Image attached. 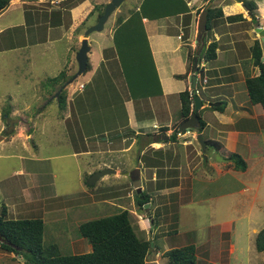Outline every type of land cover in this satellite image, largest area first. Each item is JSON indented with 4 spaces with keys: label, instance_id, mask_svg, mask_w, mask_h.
Returning a JSON list of instances; mask_svg holds the SVG:
<instances>
[{
    "label": "rangeland",
    "instance_id": "rangeland-1",
    "mask_svg": "<svg viewBox=\"0 0 264 264\" xmlns=\"http://www.w3.org/2000/svg\"><path fill=\"white\" fill-rule=\"evenodd\" d=\"M40 2L41 4H37L36 8L16 5L8 7L7 4L4 10L8 8L0 16V135L7 136L0 147V209L2 205L8 208L9 219H41L44 222L43 243L56 244L66 254L86 253L89 247L83 238L78 237L77 227L81 223L127 211L137 236L150 240L152 245H155L151 247L145 264H168V259L163 253L157 252L168 247H165L164 243L174 249L189 244L196 248L206 238L209 243L206 247L213 251V255L199 248L195 257L199 256L203 261L198 262L199 259H196V264H203L202 262L206 260L212 264H264V253H257L254 248L255 235L247 236L249 227L246 220L234 218L238 213L247 212L249 203L239 204L234 198L226 197L213 200L216 195L215 188L204 185L202 180L194 185L195 203L182 207L173 203L164 208H155L156 202L162 201L158 196L153 197L149 204H144L142 209L136 205L138 196L132 188L128 175L137 169L138 153L135 149L128 153L120 152L119 150L124 146L122 138L119 137L121 133L114 131L121 123H125L122 100L127 96V84L131 87L132 82L131 79L122 77L120 73L123 64L120 56L117 61L111 62V65L114 64L113 73H117L121 80L124 78L119 82L115 77L119 86L108 85L111 76L107 71L105 72L104 64L109 65V62L99 63L101 49L108 42L105 34L110 21L102 32L90 35L92 42L87 59L91 72L96 71L92 75L81 74L72 80L77 72L75 57L81 42L78 47L77 43H74L70 52L67 44L70 43V47L71 42L67 39L52 42L53 44L44 42L45 45L33 46L35 42L45 39V27H37L41 24L52 25V17L56 18L57 13H60V7L57 5L55 6L57 11L54 10V14L50 12L53 15L50 13L48 15L45 9L54 6H49L45 0ZM128 7L130 9H127ZM135 7L133 0H125L115 15H126L127 10L132 12ZM69 17L70 14L66 15L67 27L70 22H68ZM62 19L59 22H63ZM88 21L94 23V17ZM10 25L14 26L10 28ZM71 25L74 27L71 30L72 36L77 35L78 25ZM83 30L84 33L86 29ZM71 39L75 41V36ZM66 65L69 66L66 73L71 72L73 75L69 79L72 82L68 84L65 94L72 93L74 96L69 95V100L62 104L57 98L52 97L58 94L59 89L52 93L50 79L58 75ZM145 65L144 79L147 89L152 90L155 88L154 77L147 61ZM88 78L90 80L85 83ZM140 80L142 81V78ZM80 84H84L85 88L77 92ZM200 86L198 80L197 88L200 89ZM55 87L58 86L54 85L53 88ZM200 93L203 92L199 90L196 95L199 96ZM74 97L78 107L74 127L77 131L59 124V117L64 115L65 111L68 112L66 103H71ZM71 107L74 108L73 105ZM3 109H9V120L17 121L9 132L6 130L9 129L10 123H5L1 117ZM166 128L171 129V126ZM76 133L79 136H76ZM25 135H30L31 140H27L29 138ZM92 135L95 136L88 139L83 137ZM15 137H20V140L13 139ZM203 137H207L206 133ZM173 138L169 142L176 140L175 137ZM21 140L24 141L27 149H24ZM108 140L111 141L112 146ZM73 144L76 145V150H80L79 147L83 144L90 145L91 150L85 155L74 154ZM207 150L212 152L209 146ZM211 157L215 159L218 155L212 154ZM104 169H112L115 174L103 176L94 184H86L91 175ZM18 170H22L23 173L15 175L14 172ZM143 174L142 192L151 195L154 189V183L150 178L151 171L146 170ZM207 178L216 180L217 176L211 173ZM226 180L230 179L221 178L218 181L219 187H222ZM29 184L35 185L36 189L28 188V196H25L26 192L23 189ZM226 185L230 187V183ZM199 195L210 196L213 199L208 203L199 202ZM238 197L243 198L242 195ZM259 197L263 201L252 205L255 209L252 218L255 223L253 227L256 230L264 227L263 188L259 190ZM154 215L157 219L154 223L158 227L153 228L152 231L148 227ZM225 219L231 220L236 229L232 236L223 235L224 251L219 259V254L214 253V250L222 229H226V226H222L226 223ZM136 222H140V226H137ZM153 234L156 238L163 236L164 243L155 239ZM251 237L253 240H250ZM231 241L233 246L236 245V249L227 262L229 254L226 249L231 246ZM250 245L251 249H249ZM0 264H25V260L20 255L0 249Z\"/></svg>",
    "mask_w": 264,
    "mask_h": 264
},
{
    "label": "crops",
    "instance_id": "crops-1",
    "mask_svg": "<svg viewBox=\"0 0 264 264\" xmlns=\"http://www.w3.org/2000/svg\"><path fill=\"white\" fill-rule=\"evenodd\" d=\"M40 1L10 0L8 1V7L16 5L18 7L36 8L37 4H41ZM60 1L45 0L49 6H54L45 9L48 15L56 10L55 6ZM109 1L82 0L69 9L67 13V15L70 14L68 27L66 26V13L59 8L61 15H57L56 18L52 17V25L41 24L37 27H45V39L35 42L33 46L45 45L46 43L44 42H47V44L48 42L56 43L67 39L71 42L70 47V43L67 44V49L69 52L72 51L74 43H77L78 47L82 40L83 29L94 25L95 22L90 23L88 21L85 24L86 27L84 26L77 35H74L75 41L71 39V37H74L71 32L74 27L71 24H75L78 19L85 18L94 6L106 5ZM133 2L136 4L134 11L127 10L128 12L123 16L115 15L116 11L120 9L117 8L118 10L116 9L104 24L105 27L110 21L105 34V37H108V42L101 49V60L99 62H109V65L104 64L105 72L107 71L111 76L109 77L108 85L119 86L117 81L119 79L120 82L121 79L117 73H113L112 67L114 64L111 65V62L117 61L120 56L123 59L120 73L122 77L131 79L132 82L131 87L127 84V96L122 100L126 118L125 123H121L120 127L114 129V131L121 133L119 137L122 138L124 144L121 147L123 149L119 151L128 153L131 150H137V169L141 191L144 187L142 183V177L144 179L143 173L146 170L151 171L152 175L150 178L151 182L154 183V189L151 195L148 193V204L153 197L156 198L158 196L161 197L159 200L162 201L156 202L155 208H164L167 205L171 206L173 203L178 204L180 207L195 203L194 185L202 180L201 182H204V185L215 188L216 192H214L216 195L213 197L214 199L210 196L203 197L199 195V202L208 203L210 199L219 200L226 197L234 198L239 204H244L243 202L249 203L247 212L238 213L234 218H237L236 220L244 218L247 222V227H249L247 236H256L264 228L256 230L253 227L255 226L254 219H252L255 213L252 205L263 201L259 197V190L261 188L264 189V111L260 105H252L249 102L245 81L247 78L255 77L259 74V70L253 64L252 58L254 42L258 41L260 43L264 54L263 45L256 32V28H261L264 31V0H133ZM245 3H252L255 5V9L251 12L248 11L244 5ZM207 8L220 9L222 13V17L212 21L211 28L206 32L204 38L205 46L211 42L216 43V58L211 61H204L200 58L197 64L198 71L192 74L189 71V73H186L189 49L193 52L198 48L197 21L201 12ZM6 9L0 13V16ZM127 9H130V7ZM36 11L40 13L39 10ZM236 15H241L242 19L233 22L226 19ZM252 18L255 20H252ZM60 19L63 22H59ZM90 19H93V17ZM118 19H121V22H117ZM13 26L10 25L9 27L12 28ZM90 35L88 36L89 45L92 42ZM116 38L119 39L118 42H115ZM112 47L115 50L103 56V51ZM137 50L140 52L139 54ZM145 61H147L149 70L154 77L155 88L152 90L147 89L144 79ZM68 68L69 66L66 65L63 69L67 70ZM95 71L91 72L90 70L87 73L92 75ZM68 74L70 76L73 75L71 72ZM183 75L185 77H179ZM192 76L195 77L194 89L203 92L198 96L203 105L197 110L196 115L199 118V122L204 124V127L200 133L197 132V129L191 131L186 135L188 137L184 141L175 137L176 140L169 142L170 134L176 132L179 125L183 122L179 116L181 107L179 94L187 91L190 96L192 95ZM115 77L118 79H115ZM141 78L142 81L140 80ZM89 80L90 78L85 83ZM198 80L201 83L200 89L197 88ZM204 80L205 83L203 82ZM67 83L64 85L66 89L69 86ZM69 95L74 96L72 93ZM69 95H67V100H69ZM52 97L55 98L54 95ZM75 97L71 102L74 108L67 107L68 112L65 111L66 113L59 117V124L68 128L67 123H69L72 127L71 130L77 131L74 129L76 123L75 114H77L78 108L75 104ZM220 103L223 105L219 110L212 109L219 107ZM209 104L219 105L210 107ZM71 109H73V115H71ZM192 111L193 105H191L188 118ZM3 120L6 123V120L9 119ZM170 126L171 129L166 128ZM165 132L167 134L163 135L162 133ZM205 133L206 138L203 137ZM198 134L202 136V140L206 144L203 153L195 140ZM76 136H79L78 133H76ZM93 136L95 135L83 137L88 139L93 138ZM5 138L7 136H3V140L0 141V147L6 140ZM10 138L12 140L11 136ZM26 138L31 140L30 135L26 136ZM13 139L20 140V137ZM79 139L80 137H78ZM21 141L24 149H27L24 141ZM108 141L111 145V141ZM208 141L221 145V151L217 152L213 146L207 144ZM207 146L212 148V152H208ZM72 148L74 149V154L85 155L91 150L90 145L85 144L79 147L80 150H76L77 147L74 144ZM110 151L117 152V150ZM212 154L218 155V158L212 159ZM229 154L241 158L245 164V169H235V164L231 160L225 159ZM22 173V170L14 172L15 175H21ZM211 173L217 176L216 180L207 178ZM225 177L230 179L224 181L227 184L230 183V187L226 183H220L222 187H219L218 181ZM28 188L36 189V186L29 184V186L24 187L25 196H28ZM238 195H242L243 198L238 197ZM161 210L163 211V209ZM8 213L9 210L7 208V218ZM155 221L157 219L154 215L148 227L152 231L153 228L156 229L158 227L155 226ZM225 222L222 226H226V229H222L214 250V253L219 254V259L224 251L222 247L225 237L222 238L223 235L230 234L232 236L236 229L231 220L225 219ZM136 223L137 226H140V222ZM153 236L155 239L163 241V236L161 238L159 236L156 238L155 234ZM250 240H253V238L251 237ZM231 242L229 249H226L229 254L227 262H229L230 256L236 249V245L233 246V241ZM164 245L168 247L163 251L158 248V254L174 249V247H169L165 243ZM208 245V239L206 238L201 245H197L195 248V255H198L197 251L199 248L213 255V251L206 247ZM249 249H251V245ZM89 251L90 248L88 247L86 253ZM195 258L199 259L197 260L198 262L203 261L199 256ZM202 263L212 264L208 260Z\"/></svg>",
    "mask_w": 264,
    "mask_h": 264
},
{
    "label": "trees",
    "instance_id": "trees-1",
    "mask_svg": "<svg viewBox=\"0 0 264 264\" xmlns=\"http://www.w3.org/2000/svg\"><path fill=\"white\" fill-rule=\"evenodd\" d=\"M81 1L61 0L57 5L67 15L69 9ZM7 4L8 2L6 0H0V13ZM244 5L250 12L255 9V5L252 3H245ZM104 6L102 4L96 5L85 18L78 19L74 24L75 26L78 25V32L90 18L94 17V22H96L99 16L102 15L103 11L101 9ZM206 12V32H208L211 28L212 21L222 17V13L220 9L213 8H207ZM57 15L60 16L61 14L58 12ZM226 19L233 22L241 20L242 17L241 15H236ZM252 20L255 19L252 18ZM117 22H121V19H118ZM115 40V42L119 41L118 38ZM197 47V50L193 52L189 49L186 61V73L189 71L192 74L198 71L197 64L200 58L204 61H211L216 58V43L211 42L205 46V42L203 41L202 43L199 42ZM114 50V47L105 49L103 56L112 53ZM137 53L139 54L140 52L137 50ZM252 58L253 64L259 70V74L246 79V90L249 102L252 105H260L264 111V54L258 41L253 44ZM194 60H196L195 66ZM90 70V64L87 61V68L83 74H86ZM185 75L179 77L183 78ZM71 77L67 75L66 69H63L58 75L50 79L52 93L54 90L57 91L59 89L57 97L59 103L65 104L67 100V94H65L66 88L61 87ZM54 85L58 87L53 88ZM179 97L181 102L179 116L182 121H185L189 116L193 100L187 91L180 93ZM222 105L220 103L219 107L212 109L219 110ZM66 106L71 107L72 104L66 103ZM59 107L62 110V107ZM73 114L72 110L71 115ZM1 116L3 119H7L9 117V109H3ZM67 126L71 128L69 123H67ZM203 127L204 124L200 122V127L197 129V132L200 133ZM173 137H175V133L170 135L169 140L174 139ZM207 144L213 146L217 152L221 151V145L218 143L208 141ZM225 159L231 160L235 164V169H245L244 162L235 155L229 154ZM137 196L138 200L136 201V205L142 209L144 204H148L149 196L144 192L137 194ZM43 230L44 222L41 219H8L7 207L5 205L1 206L0 249L22 256L25 264H145L146 257L152 247L150 240H145L137 236L127 211H120L111 216L93 219L81 223L77 227L78 237L83 238L89 244L90 251L88 253L76 255L66 254L56 244L45 245L43 243ZM254 243L255 250L258 253H264V228L256 234ZM195 252V247L189 244L168 250L163 255L168 259V264H196Z\"/></svg>",
    "mask_w": 264,
    "mask_h": 264
},
{
    "label": "water",
    "instance_id": "water-1",
    "mask_svg": "<svg viewBox=\"0 0 264 264\" xmlns=\"http://www.w3.org/2000/svg\"><path fill=\"white\" fill-rule=\"evenodd\" d=\"M10 1V0H7ZM125 0H110L104 7L103 13L99 18L97 19L96 23L92 26H89L85 32L83 33V38L80 41V47L77 50L75 61L77 64V72L73 76L72 80L77 78V76L83 74L87 68V55L90 51V45L88 43V36L91 33H97L101 32L103 30L104 24L107 22L108 18L110 15L120 7V5L124 2ZM244 8V7H243ZM244 10H246L244 8ZM206 10L201 12L198 21H197V41L202 43L204 41V38L206 36ZM256 32L258 33V36L261 40V43L264 48V31L261 28H256ZM196 65V60H194V66ZM72 80H70L67 84H69ZM191 92H192V100H193V111L192 114L190 115L189 118H187L185 121H183L179 127V131H185V130H195L200 127V122L199 118L196 115L197 110L203 105L201 102L200 98L194 93V85H195V77L192 76L191 78ZM58 97V94L55 95V98ZM219 104H209L210 107H217ZM17 122L16 120H6V123H10L9 129H7V132L10 131V129L13 128V124ZM3 140V136L0 135V141ZM197 144L200 146L201 152L203 153L206 147L205 142L202 140V136L198 134L195 138ZM115 174V171L112 169H104L100 170L93 175H91L87 181V185L94 184L97 180L102 178L103 176L106 175H111ZM129 179L132 184V188L136 191V194L141 193V186H140V179H139V172L138 169H136L134 172H132L129 175ZM147 206V205H145Z\"/></svg>",
    "mask_w": 264,
    "mask_h": 264
},
{
    "label": "built area",
    "instance_id": "built-area-1",
    "mask_svg": "<svg viewBox=\"0 0 264 264\" xmlns=\"http://www.w3.org/2000/svg\"><path fill=\"white\" fill-rule=\"evenodd\" d=\"M203 82L205 83V80ZM78 88H79V90H81L83 88V84H80ZM194 93L197 94L198 91L197 90H194ZM191 97H192V95H191ZM190 132H191L190 130H185V131H179V130H177L175 132V137L177 139H181L182 141H184V139H186V137H188L186 135H188Z\"/></svg>",
    "mask_w": 264,
    "mask_h": 264
},
{
    "label": "clouds",
    "instance_id": "clouds-1",
    "mask_svg": "<svg viewBox=\"0 0 264 264\" xmlns=\"http://www.w3.org/2000/svg\"><path fill=\"white\" fill-rule=\"evenodd\" d=\"M78 87V86H77ZM83 88H84V84H83ZM78 89V88H77ZM82 90V89H81ZM195 90V89H194ZM77 91H80V90H77ZM178 130V129H177ZM176 131V130H175ZM190 131H193V130H190ZM175 133V132H174ZM171 135V134H170ZM142 192V191H141ZM136 193V192H135Z\"/></svg>",
    "mask_w": 264,
    "mask_h": 264
},
{
    "label": "flooded vegetation",
    "instance_id": "flooded-vegetation-1",
    "mask_svg": "<svg viewBox=\"0 0 264 264\" xmlns=\"http://www.w3.org/2000/svg\"><path fill=\"white\" fill-rule=\"evenodd\" d=\"M129 176V175H128Z\"/></svg>",
    "mask_w": 264,
    "mask_h": 264
}]
</instances>
